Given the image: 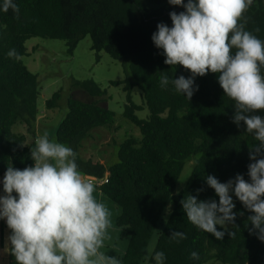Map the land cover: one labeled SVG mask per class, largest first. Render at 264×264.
Returning a JSON list of instances; mask_svg holds the SVG:
<instances>
[{
	"label": "trees",
	"instance_id": "16d2710c",
	"mask_svg": "<svg viewBox=\"0 0 264 264\" xmlns=\"http://www.w3.org/2000/svg\"><path fill=\"white\" fill-rule=\"evenodd\" d=\"M14 2L19 7L18 14L0 11V178L8 166L23 169L33 163L30 150L37 138L40 92L38 76L20 60L28 54L26 42L36 37L60 40L73 53L89 36L94 51L105 52L122 63L125 79L111 84L123 86L128 100L124 117L136 125L142 138L131 136L116 143L118 160L112 164L78 155L94 128L111 129L115 125V114L98 104L106 97V91L95 80L87 79L72 80L76 92L56 130V141L74 150L83 176H107V182L96 189L121 209L116 226L120 238L129 240L126 260L138 264L137 256L149 234L168 215L164 228L158 230L154 248L165 254L164 264H264V242L250 234L252 225L247 218L251 213L235 196L234 211L243 215H237L238 227L226 226L235 235L228 236L226 232L221 240L194 226L180 203L188 194L197 195L200 200H218L206 184L208 175L220 182L237 174L248 179L249 148L257 143L243 122L239 127L233 123L234 101L224 95L216 74L195 79L199 87L190 101L171 84L167 89L161 88L163 74L170 79L191 75L182 66L166 65L163 50L151 39L158 23L171 27L170 12L184 9L170 5L168 0ZM245 17L246 30L264 40V0H253ZM11 49L17 51L19 59L9 58ZM136 88L142 92V105L132 100ZM80 90L94 100H78ZM59 95L57 92L47 100L46 107H57ZM141 109L149 113L144 120L136 115ZM191 162V174L170 201L186 164ZM198 189L203 190L198 193ZM173 231H181L187 238L176 242L170 238ZM193 251L199 253V260L191 258Z\"/></svg>",
	"mask_w": 264,
	"mask_h": 264
},
{
	"label": "clouds",
	"instance_id": "9594fccd",
	"mask_svg": "<svg viewBox=\"0 0 264 264\" xmlns=\"http://www.w3.org/2000/svg\"><path fill=\"white\" fill-rule=\"evenodd\" d=\"M168 3L184 11L170 12L171 27L158 23L151 39L163 50L166 65L182 66L191 75L170 79L163 74L161 88L171 84L190 101L199 87L195 79L216 74L224 95L234 101L233 123L239 127L243 122L257 141L249 148L248 179L237 174L220 182L208 175L206 184L218 200L188 194L180 201L183 211L194 226L221 240L226 232L235 235L226 226L236 225L237 215H243L234 211L235 196L251 213L250 234L264 242V115L258 114L264 112V40L246 30L245 13L253 0ZM9 10L19 13L14 0H3L0 11ZM7 55L19 59L15 49ZM30 158L33 163L23 169L8 166L0 181V220L9 229L3 253L12 255L15 264H122L101 251L110 239L111 213L95 198L94 183L79 171L74 150L45 132L36 138ZM170 238L179 242L187 237L173 231ZM191 258L199 260V253L193 251ZM144 259L164 264L166 257L150 247Z\"/></svg>",
	"mask_w": 264,
	"mask_h": 264
},
{
	"label": "rangeland",
	"instance_id": "374dc122",
	"mask_svg": "<svg viewBox=\"0 0 264 264\" xmlns=\"http://www.w3.org/2000/svg\"><path fill=\"white\" fill-rule=\"evenodd\" d=\"M26 47L28 48V54L22 56L20 60L30 72L38 76L40 96L37 100V107L39 116H46L40 121L41 132H47L50 140H55L56 130L68 112V101H70L72 94L76 92L72 87V80L82 81L87 79L95 80L106 91V97L100 100L98 104L105 106L115 114V125L111 129L94 128L89 138L84 140L83 147L79 150L78 155L83 159L93 158L95 161L112 164L118 160V145L116 143L121 144L131 136L142 138L136 125L124 117L128 100L126 93L123 91V86L111 84L113 81L121 82L125 79L122 63L119 60L112 59L105 52L97 53V51H94L89 36L79 43L73 53H69L64 41L51 40V38H32L26 42ZM57 92H60L57 107L47 108L46 101L51 100ZM77 96V99L81 101L92 102L94 100L81 90L77 93ZM132 100L136 105L144 103L141 90L137 88L134 90ZM136 115L144 120L149 113L147 109H141L136 111ZM191 172L192 162L186 164L176 192L170 197V201L176 198ZM96 191L98 190L96 189ZM102 203L110 210L112 226L108 230L110 239L105 240V246L101 251L106 252L109 256L116 255L119 259H122V264H130V259L126 260L125 258L129 240L120 238V231L116 226V219L121 214V209L107 197H103ZM166 219H168V215L160 219L158 227L149 234L144 248L137 256L138 264H155L154 260L149 259L146 262L144 258L150 247L155 248L158 240V230L164 228Z\"/></svg>",
	"mask_w": 264,
	"mask_h": 264
},
{
	"label": "crops",
	"instance_id": "0c3cea01",
	"mask_svg": "<svg viewBox=\"0 0 264 264\" xmlns=\"http://www.w3.org/2000/svg\"><path fill=\"white\" fill-rule=\"evenodd\" d=\"M46 116H39L38 122L36 123V133L37 137L43 135V131L41 132V123L40 121L43 120ZM55 140H56V135H55ZM104 163L103 161H101ZM85 178V176H83ZM3 179V178H2ZM0 178V181H2ZM0 194H2V183H0ZM94 196L97 199L98 202L103 201V195L102 192L100 191H95ZM107 207V206H106ZM9 235V229L7 228L6 222L0 220V264H15V259L12 255L10 254H5L3 253L2 249L4 247V244L6 243V238Z\"/></svg>",
	"mask_w": 264,
	"mask_h": 264
},
{
	"label": "built area",
	"instance_id": "2783aa9c",
	"mask_svg": "<svg viewBox=\"0 0 264 264\" xmlns=\"http://www.w3.org/2000/svg\"><path fill=\"white\" fill-rule=\"evenodd\" d=\"M85 179L94 183V185L97 188L102 186L103 184H105L107 182V176L104 177L103 179H97V178H94V176H85Z\"/></svg>",
	"mask_w": 264,
	"mask_h": 264
}]
</instances>
